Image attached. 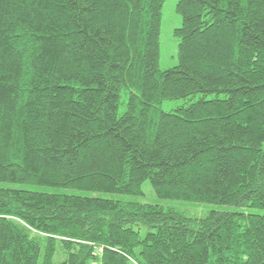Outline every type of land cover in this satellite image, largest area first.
<instances>
[{
  "label": "trees",
  "instance_id": "obj_1",
  "mask_svg": "<svg viewBox=\"0 0 264 264\" xmlns=\"http://www.w3.org/2000/svg\"><path fill=\"white\" fill-rule=\"evenodd\" d=\"M164 1L0 0V264H264V215L112 198L264 211V0H176L159 71Z\"/></svg>",
  "mask_w": 264,
  "mask_h": 264
},
{
  "label": "rangeland",
  "instance_id": "obj_2",
  "mask_svg": "<svg viewBox=\"0 0 264 264\" xmlns=\"http://www.w3.org/2000/svg\"><path fill=\"white\" fill-rule=\"evenodd\" d=\"M176 0H165L162 7V16H161V30H160V57L158 62L159 71H166L172 69L178 65V44L179 39H177L173 33L174 30L181 27L182 19L181 16L176 12ZM199 96H196L191 99L185 100H172L165 101L161 105V111L168 113L176 109L187 107L190 103L198 99ZM209 99L212 96L208 97ZM122 103L119 107V114L121 115L124 111V102L125 97L122 95ZM0 187H11L9 185H0ZM142 195L136 198H122V197H112L113 199H124L129 200L133 199L141 204H151L157 205L163 209H171L177 213L183 215L187 219L191 220H200L207 216L210 211H240L246 214H257L264 215V211L247 209V208H232V207H220L215 205L208 204H196V203H178L166 200H160L154 194L149 182H144L141 187ZM92 195V194H91ZM96 196V195H92ZM111 198L110 196H103ZM145 232V229H142Z\"/></svg>",
  "mask_w": 264,
  "mask_h": 264
},
{
  "label": "built area",
  "instance_id": "obj_3",
  "mask_svg": "<svg viewBox=\"0 0 264 264\" xmlns=\"http://www.w3.org/2000/svg\"><path fill=\"white\" fill-rule=\"evenodd\" d=\"M99 249V248H98ZM99 252H101V248L99 249Z\"/></svg>",
  "mask_w": 264,
  "mask_h": 264
}]
</instances>
